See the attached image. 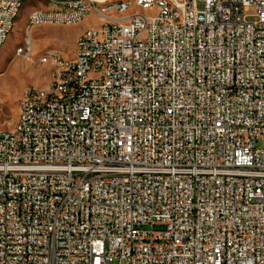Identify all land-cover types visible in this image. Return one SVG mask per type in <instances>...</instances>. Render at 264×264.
Returning a JSON list of instances; mask_svg holds the SVG:
<instances>
[{
	"label": "built area",
	"instance_id": "obj_1",
	"mask_svg": "<svg viewBox=\"0 0 264 264\" xmlns=\"http://www.w3.org/2000/svg\"><path fill=\"white\" fill-rule=\"evenodd\" d=\"M20 1L0 0V43ZM57 1L73 17L26 37L131 7ZM174 2L176 23L162 2L81 34L74 71L0 130V264H264V0ZM98 51L110 71L88 73Z\"/></svg>",
	"mask_w": 264,
	"mask_h": 264
},
{
	"label": "rangeland",
	"instance_id": "obj_2",
	"mask_svg": "<svg viewBox=\"0 0 264 264\" xmlns=\"http://www.w3.org/2000/svg\"><path fill=\"white\" fill-rule=\"evenodd\" d=\"M117 1V0H115ZM46 6L43 0H28L17 18V23L5 45L0 48V130H10L15 125L20 101L30 88L47 89L50 84L51 66L40 63V58L49 51L60 52L64 57L74 56V43L77 35L102 23L95 14L77 24H55L32 27L29 38L25 25L28 15ZM256 9L247 13L248 20L254 21ZM90 28V29H89ZM85 31V32H86ZM83 32V33H85ZM82 33V34H83ZM80 36V35H79ZM30 43L33 61L30 62L18 50ZM32 86V87H31ZM115 264H119L115 262Z\"/></svg>",
	"mask_w": 264,
	"mask_h": 264
},
{
	"label": "bare ground",
	"instance_id": "obj_3",
	"mask_svg": "<svg viewBox=\"0 0 264 264\" xmlns=\"http://www.w3.org/2000/svg\"><path fill=\"white\" fill-rule=\"evenodd\" d=\"M28 0L20 1L18 5V10L16 12V21L18 16L20 15L24 4ZM47 4L56 8L55 11H44V10H34L28 16L25 29L27 26L32 25L34 21V16L36 18H50V17H64V18H72L73 17V8L64 4L63 1L57 0H44ZM103 1V0H98ZM162 2L166 6H170L171 12H163V19L166 23H176V19H185V8L179 7V3L174 2V0H154L147 4V0H105L103 2V9H114V8H129V9H122L121 11H114L109 12L108 14H100V19L102 23L99 27L95 29L87 30L84 35H91V33L100 32L102 31V24L105 23L106 25H128L130 19H137L138 16L141 17H153L155 16L158 11L162 10ZM86 13L88 15H84L83 17L75 19L74 22H66V21H55L50 23L49 20H39L35 21V26L39 25H55V24H77L81 22L83 19L88 17L90 14L96 15V5L95 3H88L86 4ZM16 23H12V29L9 31H4L2 33V40L0 43V48H2L5 43L7 42L10 34L12 33ZM32 27H29V31ZM26 35H28V29H26ZM81 38V36L79 37ZM26 53L21 52L22 49L18 50L19 54H23L27 60L30 62L33 59H30L29 53H32V45L30 43L26 44ZM46 56H55L58 59H44L42 61V57ZM65 63V71L66 72H73L74 65H75V56L72 57H64L62 53L49 51L47 54L45 53L40 58V63L44 65H50L53 69L55 67V74H62L63 71V63ZM97 63H101V71H110L112 66V55L106 53V51H98L96 54H90L87 61V72L88 73H95ZM52 69L50 72V84L47 89H37L40 90V97H47L48 92H53L55 90V82H56V75L52 74ZM35 90L32 88L28 89L20 101L19 111H18V118L14 125V130H21L23 127V115H24V104H30L31 101L35 100ZM82 91V84H75L74 85V92H81Z\"/></svg>",
	"mask_w": 264,
	"mask_h": 264
},
{
	"label": "crops",
	"instance_id": "obj_4",
	"mask_svg": "<svg viewBox=\"0 0 264 264\" xmlns=\"http://www.w3.org/2000/svg\"><path fill=\"white\" fill-rule=\"evenodd\" d=\"M44 1V0H43ZM45 2V1H44ZM46 3V2H45ZM35 10H44V11H55L56 10V8L55 7H53V6H51V5H49V4H47L46 3V6H44V7H40V8H38V9H35ZM33 12V11H32ZM30 15V14H29ZM28 15V16H29ZM89 17H87L85 20H87ZM27 20V19H26ZM84 20V21H85ZM84 21H82V22H84ZM39 26H41V25H39ZM100 26V22H97V25H96V27H92V29H95V28H97V27H99ZM35 27H38V26H35ZM90 29V28H89ZM88 30V29H87ZM86 31V30H85ZM85 31H82V32H80L78 35H77V37H76V39H75V43H76V40H77V38H79L80 36H81V34L83 33V32H85ZM80 35V36H79ZM75 43H74V52H75ZM48 88V87H47ZM18 111H19V109L17 110V116H18ZM18 118V117H17ZM17 118H16V120H15V122L17 121Z\"/></svg>",
	"mask_w": 264,
	"mask_h": 264
}]
</instances>
